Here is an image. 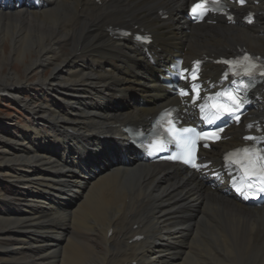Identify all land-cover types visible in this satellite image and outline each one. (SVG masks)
I'll use <instances>...</instances> for the list:
<instances>
[{"label": "bare ground", "instance_id": "obj_1", "mask_svg": "<svg viewBox=\"0 0 264 264\" xmlns=\"http://www.w3.org/2000/svg\"><path fill=\"white\" fill-rule=\"evenodd\" d=\"M189 1L0 0L3 63L28 55L25 77L52 70L39 80L47 96L39 102L18 94L29 80L12 68L0 76V91L31 118L18 138L0 135V145L14 147L0 146V180L15 189L14 195L0 193V202L8 201L0 203L4 262L89 264L94 256L95 264H264V207L244 205L178 165L139 164L114 139L126 124L146 123L169 94H159L154 75L145 73L150 66L141 49L115 39L110 26L148 29L154 50L161 49L157 57L164 56L159 68L180 51L187 61L242 46L264 54L261 15L253 28L217 22L188 25L187 32L181 9ZM250 7L264 13L263 1ZM160 9L168 10L167 20ZM6 38L12 40L8 54ZM66 46L70 55L63 57ZM219 73L215 66L203 68L210 81ZM259 95L256 113L264 115V90ZM241 133L231 128L208 161L218 164ZM15 196L16 205L10 202Z\"/></svg>", "mask_w": 264, "mask_h": 264}, {"label": "rangeland", "instance_id": "obj_2", "mask_svg": "<svg viewBox=\"0 0 264 264\" xmlns=\"http://www.w3.org/2000/svg\"><path fill=\"white\" fill-rule=\"evenodd\" d=\"M2 12V11H0ZM9 39V40H8ZM11 38H6L5 40V44H4V50L5 53L8 54L11 48ZM69 46H66L64 51L65 53L62 55L63 57L69 56L70 51L68 50ZM3 55V56H2ZM7 57V55H5L4 53H2L0 55V61H2V63H0V76H3L4 74L8 73L10 71V68H12V70H14L16 72V74L18 76H20L21 78L25 77V67H27V64H30V60H29V56L27 55V58L25 60H15L12 63L6 64L3 63V61L5 60V58ZM6 64V65H5ZM52 70L50 68H45L41 71H38L39 73H35L32 74L29 78H27V76L22 79V80H29V86L28 89L25 90H20V92L18 93L19 95H23V97H27V98H32V97H36V100L42 101V100H47V96H44V91L42 89L41 86H39V80L41 78L44 77H48L50 75V72ZM78 109V108H77ZM79 110V109H78ZM31 119L30 115L28 113V111H26L20 104L15 103L14 99H10V97L4 96V95H0V124L6 125L8 124V122H11L10 124H13L12 127H0V135L2 136H8V138H12L13 135H16V138H18V133L21 130L20 125L24 124L27 120ZM3 122V123H2ZM9 138V139H10ZM0 146H4V148L6 150H8L9 152H12V147L11 146H7V145H3L1 144ZM11 148V149H10ZM18 150V149H16ZM2 155H0V160H1ZM9 168V167H8ZM10 170H13L11 167L9 168ZM8 175L4 176L2 175L1 177H7ZM0 193H3L4 195H14L15 193V189L14 186L11 185L10 183H8L5 179H1L0 180ZM6 193V194H5ZM22 193L17 192L16 195H21ZM19 196H15L13 197V200H11L10 202H12L13 204L16 205L15 199H17ZM3 202H8V201H3ZM3 202H0L3 205ZM18 206V205H17ZM19 207V206H18ZM52 217H55L52 215ZM51 217V218H52ZM47 221H50V218H48ZM4 241H1V243H3ZM6 243H11V242H6ZM93 246H97L96 243L93 244ZM50 251H54V249H51ZM2 254V256H1ZM55 254V253H54ZM3 251H0V264H11V261L8 262H4L3 260ZM89 264H95V257L94 256H90L88 258L87 261Z\"/></svg>", "mask_w": 264, "mask_h": 264}, {"label": "snow or ice", "instance_id": "obj_3", "mask_svg": "<svg viewBox=\"0 0 264 264\" xmlns=\"http://www.w3.org/2000/svg\"><path fill=\"white\" fill-rule=\"evenodd\" d=\"M211 2L219 6L220 0H211ZM238 2L243 5L245 0H238ZM208 0H202V2L194 4L192 7V13L196 17H202L204 14H206L210 9L207 7ZM245 59H248L245 57ZM182 95L185 93L182 91ZM229 100L231 102V105H235L236 107H239L241 104V101L238 97L233 96L231 93L228 94ZM218 108L222 109L224 112H232L234 111V108L230 105H219ZM238 119V117H237ZM170 132H174V128L169 129ZM185 132H193L192 129H185ZM219 131H223V129H220ZM196 137L199 139H219L218 132L215 133H195ZM247 139H254L253 137H247ZM189 151L187 152V155L192 158V166L198 167L194 162V152H195V140H189ZM205 147L207 145L205 144ZM241 151L245 153V160L247 166L245 167V172L249 176H258L260 178L261 184L264 185V154H261V150L257 149H248L244 148ZM173 158H182V157H173ZM251 187V185H249ZM260 191H264V187H261L259 189Z\"/></svg>", "mask_w": 264, "mask_h": 264}]
</instances>
